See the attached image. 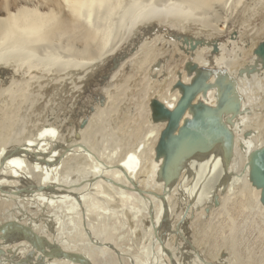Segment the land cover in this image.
<instances>
[{
    "label": "bare ground",
    "instance_id": "6f19581e",
    "mask_svg": "<svg viewBox=\"0 0 264 264\" xmlns=\"http://www.w3.org/2000/svg\"><path fill=\"white\" fill-rule=\"evenodd\" d=\"M243 1L152 0L149 7L141 0L133 8V0H119L81 18L65 0H0V38L11 41L0 47V264H80L51 250L107 264H264V202L252 175L264 146V63L255 53L264 19L248 24L246 41L230 44L231 18ZM217 3L226 15L212 25ZM186 30L205 42L186 41ZM147 32L145 50L117 65L103 86L104 101L83 111L92 71ZM145 51L151 60H133ZM188 61L209 72L208 92L194 103L216 107V77L228 73L237 77L233 99L241 108L223 115L232 140L218 136L200 146L165 182L156 146L168 120L153 119L151 102L177 105L175 84L192 80ZM139 86L147 134L119 155V142L101 148L97 125L110 115L119 132L131 127L121 97L132 100ZM191 116L187 111L181 124ZM125 202L134 206L137 244L111 224ZM31 232L46 247L39 250Z\"/></svg>",
    "mask_w": 264,
    "mask_h": 264
},
{
    "label": "water",
    "instance_id": "95a60500",
    "mask_svg": "<svg viewBox=\"0 0 264 264\" xmlns=\"http://www.w3.org/2000/svg\"><path fill=\"white\" fill-rule=\"evenodd\" d=\"M255 53L264 63V40L259 43ZM186 69L192 80L186 83L179 79L175 84V87L181 89L182 95L174 108L169 109L165 103L157 99L151 102L153 119L155 121L168 120L156 146V158L162 160L159 174L165 182H168V178L179 168L183 159L198 150L200 146L212 143L211 141L218 136L232 140L233 132L229 123L224 121L223 115L225 113L236 115L241 108L238 99H233L237 77L228 73L219 74L216 77L217 86L213 88L219 95V103L216 107L209 106L203 100L194 103L200 92L203 94L208 92L209 72L193 61L186 63ZM187 111H190L192 116L185 118L181 124ZM252 175L254 184L262 188V201L264 202V146L258 149L253 156ZM31 234L39 250L46 247L45 244H38L41 243L38 234L34 232ZM50 255L68 258L80 264H95L87 254L51 250Z\"/></svg>",
    "mask_w": 264,
    "mask_h": 264
},
{
    "label": "rangeland",
    "instance_id": "374dc122",
    "mask_svg": "<svg viewBox=\"0 0 264 264\" xmlns=\"http://www.w3.org/2000/svg\"><path fill=\"white\" fill-rule=\"evenodd\" d=\"M219 3H217V5H214L212 7L213 11H211L212 13H210V16L209 17V20L213 17H214V21L212 20L211 23L212 25L213 24H217L219 20H221V17L225 16V11H224V8L221 7V5H218ZM218 7V8H217ZM221 7V8H220ZM217 8V9H216ZM221 10V11H220ZM215 11V13H214ZM218 11V12H216ZM224 11V12H223ZM221 12V13H219ZM200 14V13H199ZM214 14H216L214 16ZM218 14V15H217ZM222 16H221V15ZM225 14V15H223ZM202 16V14H201ZM216 17H220V18H216ZM236 17V19H235ZM218 19V20H217ZM264 19V0H244L239 6H237L235 12H234V16L233 18H231L232 22H233V26H234V37L232 38H229V41H230V44H231V41H234L235 42V37H237V42L238 43H243V41H246V39L250 36L246 35V28L248 26L249 23H258V22H261L262 20ZM216 20V21H215ZM220 22V21H219ZM174 29V28H172ZM177 33H182L180 32V30L178 28H175V30ZM187 31V30H186ZM190 31H187V32H184L183 31V35H185V33H188ZM150 34L147 32L145 33L144 36H142L141 38L135 40L134 38L128 40V42L124 41L123 42V45L121 46V50L120 48L117 49V52L114 51V53L110 54V55H113V56H108L107 60L105 62H103L101 65H99L94 71H92V73L90 74V77L89 80V85L88 87V90L82 94V98L80 99V102L82 103L83 102V111L89 109V107H91V110H92V107L96 104V102L98 103L99 102H103L104 101V94H102V88L103 86H105V84L108 82V80L110 79L112 73L114 72V70H116V68L118 66H120L121 62L123 60H127L128 57L132 54H134L137 49L139 51H142L145 50L144 48L145 47H142V45H145L143 44L144 41L146 40H150ZM148 37V38H146ZM190 37V39H188ZM186 39V41L188 40H195V39H201L200 41L201 42H205L203 39L205 38H196L192 36V34H189V36H187V34L185 35L184 37ZM193 38V39H192ZM228 38V34H226V32H224L221 37H220V40L219 42L223 43L224 41H226ZM235 38V39H234ZM197 40H195V43L197 42ZM198 40V41H199ZM193 41H191L193 44H195ZM200 41L198 43H200ZM228 41V42H229ZM131 42V43H130ZM128 43V44H127ZM196 43V45L198 44ZM129 45V46H128ZM131 45H134V46H131ZM149 48V46H146ZM124 48V49H123ZM136 48V49H135ZM147 48V49H148ZM219 48V47H218ZM217 48V49H218ZM225 48H227L226 46L225 47H222L221 48V51L219 53H217V55H221L222 52L223 53H226L225 51ZM128 49V50H127ZM146 49V50H147ZM215 49V47H214ZM56 50V49H55ZM119 50V52H118ZM123 50V52H125V56L123 57V53L121 54V51ZM223 50V51H222ZM58 51V50H57ZM129 51V52H128ZM152 52V51H151ZM150 52V53H151ZM145 53V54H144ZM119 54V55H118ZM121 54V56H120ZM216 54V53H215ZM118 57V59H117ZM142 57V58H141ZM146 57V51L145 52H141L140 55H138L135 59L133 60H137L138 61H141V62H145V61H149L148 59L151 60V58H145ZM150 57V56H149ZM179 57V55H178ZM117 60H116V59ZM139 58V59H138ZM141 58V60H140ZM224 58L226 59V56H224ZM65 59H67V57H65ZM109 59V60H108ZM131 59V58H130ZM145 61H144V60ZM208 62H211V63H208L206 65H215L216 62L212 63L213 61H210L212 59H210V57H207L206 58ZM209 59V60H208ZM163 60V59H162ZM114 66H113V65ZM118 65V66H117ZM86 68V67H85ZM107 68V69H106ZM185 69H186V66H185ZM97 70V71H96ZM187 70V69H186ZM136 71V70H134ZM188 76L190 77V75L188 74ZM98 77V78H96ZM94 78V80L92 79ZM96 79V80H95ZM106 81V82H105ZM142 88L139 86V89L137 90L138 93H135V94H131V96L133 95V99L132 100H128L127 98H125L124 95H122V99L124 98L123 100V104L122 105V111L123 112H128L127 114V117H131L132 118V122H133V125H131V127H129L125 132L124 131H121L119 132L118 128H117V125H118V122L117 120H113L110 118V115L106 116L104 115L103 116V119L101 120L100 122V125L98 127V129L100 128L101 126V129L98 130V133L97 135H99V137L97 136V140L99 141V145L100 147L102 148H106L108 147V151H109V148H114V147H117L115 146L114 143H121L122 146H118V149H117V155L121 154L123 151H125L126 148H131L132 145H134L133 143H138V139L139 141L144 137L145 134H147V129H148V123L145 122V112L140 110V106H139V103H138V95H140V90ZM99 90V92H98ZM90 91V92H89ZM96 94V95H95ZM102 94V96H101ZM99 96V97H98ZM137 96V97H136ZM103 99H102V98ZM136 97V98H135ZM130 99V97H129ZM102 100V101H101ZM87 102V104H86ZM127 102V103H126ZM89 104V106H88ZM122 104V103H121ZM80 105V103H79ZM125 105V106H124ZM88 107V108H87ZM132 107V108H131ZM137 107V108H136ZM126 108V109H125ZM139 108V109H138ZM144 112V113H143ZM92 114L89 113V115ZM138 115V116H137ZM109 119V120H108ZM135 120V121H134ZM108 121V122H107ZM131 122V123H132ZM144 123V124H143ZM136 124V125H135ZM141 125V126H140ZM139 127V128H138ZM138 128V130H137ZM101 130V131H100ZM124 132V133H123ZM145 132V134H144ZM121 133V134H120ZM140 136V137H139ZM135 137V138H134ZM102 144V145H101ZM120 148V149H119ZM71 170V169H69ZM72 172V171H71ZM70 172V173H71ZM93 203H95V201H93ZM91 204V202H90ZM113 207L115 208L116 205L113 203L112 204ZM96 206V205H95ZM133 205L130 203V202H125L123 203L122 205V209H118V211L120 212L119 215H118V219L116 220V218L113 220V223H111L112 225L114 224H117L116 225V228L114 229V234L117 232V233H120L122 232V230L125 231V233H127L126 237L128 239V241H130L131 243H134V244H137V234H134V231L131 230V222L132 220L134 219L133 217V214H134V211L132 209L134 208H131ZM134 207V206H133ZM128 211V213H126V211ZM125 212V213H123ZM122 213V214H121ZM122 215V216H121ZM123 218H121V217ZM127 217V218H126ZM124 220V221H123ZM130 222H129V221ZM121 221V222H120ZM127 221V223L125 222ZM135 221V220H134ZM115 222V223H114ZM2 227H5V226H2ZM109 227H111V225H109ZM132 233H130V231ZM6 231H8L9 233L11 232V230H8V228L6 229ZM132 234V235H131ZM136 235V236H135ZM131 236V237H130ZM136 238V239H135ZM132 239V240H131ZM135 239V240H134ZM95 264H107L106 262L103 261V259H99V261H94ZM112 264V263H111Z\"/></svg>",
    "mask_w": 264,
    "mask_h": 264
},
{
    "label": "snow or ice",
    "instance_id": "6c2138e0",
    "mask_svg": "<svg viewBox=\"0 0 264 264\" xmlns=\"http://www.w3.org/2000/svg\"><path fill=\"white\" fill-rule=\"evenodd\" d=\"M66 4L74 5L77 9V15L83 18L84 16L89 15L91 9L96 7L104 8V7H112L115 3L119 5V0H65ZM133 8L142 7L141 0H133L132 4L130 5ZM149 7L153 6L152 0H149ZM9 38H0V47L6 46L10 43Z\"/></svg>",
    "mask_w": 264,
    "mask_h": 264
}]
</instances>
